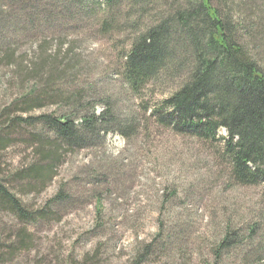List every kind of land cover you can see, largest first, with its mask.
Wrapping results in <instances>:
<instances>
[{
	"label": "rangeland",
	"instance_id": "374dc122",
	"mask_svg": "<svg viewBox=\"0 0 264 264\" xmlns=\"http://www.w3.org/2000/svg\"><path fill=\"white\" fill-rule=\"evenodd\" d=\"M78 1L0 0V179L29 210L49 209L24 221L0 207V264H210L228 225L245 239L253 223V239L219 264H264L262 186L232 181L215 148L149 116L176 72L139 91L124 80L132 37L175 0L145 9L123 0L112 12ZM214 2L243 20L238 36L264 66V0ZM102 110L126 136L117 129L60 147L51 180L30 175L51 161L37 139L48 135L22 118L74 113L79 122ZM59 190L65 200L48 208Z\"/></svg>",
	"mask_w": 264,
	"mask_h": 264
},
{
	"label": "trees",
	"instance_id": "16d2710c",
	"mask_svg": "<svg viewBox=\"0 0 264 264\" xmlns=\"http://www.w3.org/2000/svg\"><path fill=\"white\" fill-rule=\"evenodd\" d=\"M131 1L145 9L154 0ZM92 3L112 12L123 0ZM77 5L82 8L83 0ZM111 24L110 18L102 21L101 31H108ZM242 24L239 17L222 12L214 0H175V4L161 10L132 37L123 77L131 90L139 91L150 81L155 82L172 70L176 72L177 82L168 96L149 108L150 118L159 127L215 148L227 164L232 181L242 186L261 185L264 189V66L239 38ZM21 120L40 125L48 135L46 139H37L39 148L49 145V155L44 160L51 161L33 170L28 168L31 176L39 175L41 179H52L53 167L60 160V147L65 152L87 147L111 130L118 129L123 136L127 135L118 124L111 126V114L103 110L85 113L79 122L74 113H42ZM2 181L0 207L24 221L48 214L46 207L29 210ZM65 198L59 190L48 200L47 207ZM100 203L98 200L97 204ZM257 226L250 224L242 239L239 229L228 225L213 249L216 260L210 264H219L225 250L242 251L241 243L253 239Z\"/></svg>",
	"mask_w": 264,
	"mask_h": 264
}]
</instances>
